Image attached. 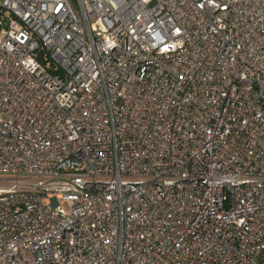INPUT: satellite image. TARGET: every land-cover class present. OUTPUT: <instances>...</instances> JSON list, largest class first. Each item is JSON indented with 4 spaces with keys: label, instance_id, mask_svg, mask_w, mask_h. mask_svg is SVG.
Wrapping results in <instances>:
<instances>
[{
    "label": "built area",
    "instance_id": "built-area-1",
    "mask_svg": "<svg viewBox=\"0 0 264 264\" xmlns=\"http://www.w3.org/2000/svg\"><path fill=\"white\" fill-rule=\"evenodd\" d=\"M0 264H264V0H0Z\"/></svg>",
    "mask_w": 264,
    "mask_h": 264
}]
</instances>
